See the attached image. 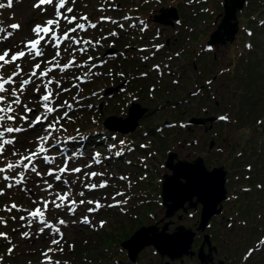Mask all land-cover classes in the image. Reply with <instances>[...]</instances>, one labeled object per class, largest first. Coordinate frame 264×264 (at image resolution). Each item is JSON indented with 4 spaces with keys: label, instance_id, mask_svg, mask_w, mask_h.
I'll return each mask as SVG.
<instances>
[{
    "label": "rangeland",
    "instance_id": "obj_1",
    "mask_svg": "<svg viewBox=\"0 0 264 264\" xmlns=\"http://www.w3.org/2000/svg\"><path fill=\"white\" fill-rule=\"evenodd\" d=\"M120 1L123 0H76L75 4L69 2L68 6L73 7V13L69 15H75L78 21L81 15H86L92 23L98 25L97 29H89L87 35L84 33H79V35L85 37L93 32L96 36L100 34V37H102L106 31L112 29L118 34V37H121L124 27L129 24L135 27L136 20L134 17L131 20L129 19V22L119 20L123 14L118 11L116 5ZM37 2L38 0H12L9 7V0H0V4L5 5V7H0V28L5 30L0 32V37L8 36V33H12L7 40L3 41L2 47L10 48L12 52L22 48L24 42L32 38L31 29L37 24L42 25L47 18L53 16V9L50 6H42L47 8L46 13L33 7ZM144 2L148 3L143 5ZM123 3L126 6L132 4L134 7H142L141 12H144L149 18H152L153 13L159 11L161 7H167L169 4H173V7L180 14L178 22L171 26L162 24L160 26V24L149 20V26L144 34L154 38L155 42H165L162 48L163 51L161 53L159 51L155 52V55L147 61V73L143 77L147 87L143 86V88L148 89L150 83H159L160 88L165 87V84L168 85L172 81V76L166 72V68L179 65L180 79L182 81H190L187 83L183 81L186 89L193 87L194 82L191 80L194 77L197 81V86L199 83L211 80L214 95L208 100L204 99V94L202 96L196 95V97L191 99V104L182 103L179 106L166 109L161 108L160 105L157 108L158 113L146 112L139 120L144 124L143 126H146V123L152 125L156 121L162 123L164 118L169 123L174 122V124L170 126L168 123L162 129L154 127L155 134L148 129L149 133L139 136V139H134L133 142H136L137 146L133 148L132 155H130L129 150L126 155V157L132 156V161H130V158H111L107 147L108 141L105 143L101 141L97 144L94 139L90 145L87 142L84 143L82 145L84 150L82 153L84 155L81 157L79 156L80 153H78L77 158L70 162L71 166L83 168L84 164L89 162L92 154L99 152L101 153L102 164H93L91 169L84 170L103 171L104 176L88 180L81 174L75 175H81V180L85 183L95 182L99 184L101 181L106 180L107 187L89 191L83 187V184L78 182L77 185L73 186L74 191L75 193L84 191L85 196L75 195L72 197L77 200L75 213H69L66 209H53L51 215H46V219L50 224L60 228L63 233L62 239L54 232L49 235L48 230L37 234L40 226L35 228V225H33L31 229L20 227L21 224L25 223L18 219L22 213L0 211V217L7 221L6 225L0 224V233H7L9 238L7 240L0 238L1 263L42 264V261H44L47 264L43 253L48 252V249L52 248L53 251L48 252L52 264H55V262H59V264H128V262H125L127 261L126 248L121 245V242L129 238L139 227L155 224L160 229L164 222H169L167 228L169 231L173 230L174 226L179 223L194 228L195 216L178 217L175 212L174 215L168 218L164 214L165 206L161 204L162 198L160 195L161 179H163L162 175L164 173L170 172L163 161L169 154V150L175 152L177 158L186 160H192L198 155L203 157L204 155V162L207 165L212 163H223L225 165L229 163L232 165V162L229 161L236 151L241 150L240 159L234 163V168H232L230 173V177H232L230 178L231 183L234 184L230 187V194L231 192H240L238 187L241 182V184L250 183L253 186L252 190H255L253 194L255 201L258 202L256 199L261 197L259 204L256 205L258 212L256 213L251 207L249 209V205H247L246 211L253 214L254 220H249L248 223L245 218L247 224L245 223L246 225L242 227L232 225L234 226L233 230L231 229L232 226H227L224 221L218 226L221 229L228 230L227 234L229 236L226 242L231 243L230 241L232 240L236 245L242 240L240 233L243 235L244 231L245 234H251V230H254L256 233L253 237L254 239L249 241L248 238H252V236H246L243 242H247L244 243L242 250H249L248 247L256 240L260 243V246L252 252L248 259H251V264H264V117L257 130H255V122H253L256 117L262 116V109L264 110V0H244L242 7L236 11L237 30L233 40L213 43L206 48H204V44L207 43L211 31L216 28V24L221 20L224 13V0H157L156 4L152 0H126ZM145 7L147 11L144 9ZM101 8L103 11L100 10ZM125 12L126 10L123 11V13ZM102 16L116 19L118 23L113 27L111 22H102L100 20ZM120 24H123L124 27L121 28ZM11 25H19L20 27L19 29H13ZM156 32H160L161 35L159 37L156 36ZM137 38L140 39V35ZM101 41L103 42L104 39H101ZM153 42L150 41L148 47L143 51L136 50L137 48L131 49L125 53L120 52L119 56L126 55L130 67L135 69L145 59L140 57L139 53H143V55L147 53L148 55L149 50H152ZM139 44L140 42L134 43L133 46L137 47ZM54 51L48 46L45 49L46 57L50 59ZM80 58H82V54H77V60ZM191 61L196 62V71L192 70ZM124 63H127V61L125 60ZM153 63H158V70L153 68ZM27 65V60L21 63V67L25 71L29 70ZM14 70V65L6 66L5 70L0 72V75L6 78ZM86 70L87 66L84 68V71ZM174 76L178 78L177 74ZM107 81L108 78L104 76L103 82ZM67 84L66 80H64L65 87ZM82 84L83 82L76 84L78 87H72L69 84L71 91L63 93L59 98V101L67 100L73 105V109L69 112L72 119L70 121L62 120L61 123L67 128V132L64 133L65 137L69 135L76 136V140L81 139V136L78 135L93 132L94 127L98 125V123H95L97 120H94L96 118L95 115H98V113L94 112L92 107H89L90 101L94 99L93 93L88 98L86 97L87 94L93 91L94 82L90 79L86 85ZM148 90L143 91L144 94ZM155 90L156 88L153 90L156 96ZM164 92L167 93V90ZM180 93L182 94V92ZM67 94L68 96H66ZM168 94L167 97L172 98L171 93ZM174 94L177 95L178 92L174 91ZM128 95L126 93L125 97ZM73 97L76 99L74 100ZM241 97L247 99L246 105L245 103L240 105ZM117 98L121 100L120 97ZM222 98L224 99L223 101H221ZM142 99L146 105H156V100H163L161 97L157 99V97L149 98L144 95ZM214 100L217 103L220 102V108L216 107ZM112 101L107 99L105 101L107 104L100 107L99 119L108 117L113 110L121 111V102L117 108V106H112ZM146 105L144 106L148 107ZM241 108L243 115L246 114V118L251 120L249 128L254 132L250 144H245L244 147L240 145V140L238 139L240 137V128L236 126L214 123L210 130L214 135L215 145L219 144L224 149L225 152L222 151L224 155L216 151L212 155L207 154L206 148L210 134L205 133L201 128L195 127L191 129L187 125L179 124V121L185 122L195 114L204 116L225 111L229 112V121H240L235 119L240 117ZM248 108L249 110H247ZM180 110H183V113H180ZM105 115L107 116L105 117ZM109 122L111 121L108 120ZM76 130H79V134H77ZM144 130H147L146 127ZM43 134L39 126H36L35 129H28L23 133L15 134L18 138V143L15 146L16 150L26 155V150L30 147L31 150H34L36 137ZM161 139L164 140L161 141ZM194 139L196 143H192ZM147 143H149V146ZM147 149L149 150L148 154L146 153ZM150 153H152V157H150ZM67 154L70 153L68 152ZM7 159L14 161L16 158L9 155ZM60 159L57 158V164H59ZM6 162L0 163V167H3ZM248 164H250V167H248ZM38 170H41L40 166H38ZM121 177L125 179H121ZM39 181H41L40 177L35 176V174H29L25 185L8 189L5 186L6 182L0 180V190L5 193V195L0 196V209L7 207L11 203L29 207L32 200H39L41 197L46 198L47 195L41 191L42 182L37 184ZM11 182L8 181L7 183ZM49 182L53 183V190L59 191L61 187L59 182L52 178ZM258 183H261V185L258 186ZM19 187H24L27 191H21ZM244 189L246 191L244 193L247 194L251 187L244 185ZM117 193H122V195H117ZM248 196L247 199L250 200L252 197L248 198ZM81 199L99 202L102 207L89 212V208H95V203L79 204ZM117 201L122 203L117 204ZM108 205L114 206L109 207ZM232 205L233 201L228 202L226 214L233 216V208L237 206V203L233 207ZM12 215H16L17 219L12 220ZM85 216H87L89 223L82 222ZM60 219L65 221L64 225L58 223ZM101 222H103V226H101ZM13 229L16 230L13 231ZM23 231H30L32 235L28 238H23L21 236ZM52 239L60 240V244H52ZM216 240L223 247L225 241H222L221 237H216ZM199 241L200 238L195 239L192 247ZM10 247L13 248L11 254L8 253V248ZM60 248L63 251H60ZM241 251L239 250L238 254ZM137 255H139L137 257L139 264H165V259L161 258L153 246H146L142 251H138ZM248 259L246 261L250 263ZM97 261L98 263H96Z\"/></svg>",
    "mask_w": 264,
    "mask_h": 264
},
{
    "label": "snow or ice",
    "instance_id": "obj_2",
    "mask_svg": "<svg viewBox=\"0 0 264 264\" xmlns=\"http://www.w3.org/2000/svg\"><path fill=\"white\" fill-rule=\"evenodd\" d=\"M69 2L75 4L76 0H38L33 7L46 13L47 8L42 6H50L53 9V16L47 18L42 25H35L31 29L32 38L24 42L23 47L18 48L15 52H12L10 48L2 47L3 41L7 40L12 33H8V36L0 37V48H2L0 50V72H3L6 66L14 65L15 67V70L6 78L0 75V163L7 161L3 167H0V180L6 182L5 186L8 189H12L25 185L28 175L35 174V176L41 178L43 184L41 191L47 196L53 197L51 200L45 197H41L39 200H32L29 207L11 203L7 207L0 209V211L22 213L18 219L25 223L21 224L20 227L31 229L34 224H39L41 226L38 228L37 234L44 233L45 229H48L59 235L61 239L63 238V233L60 228L50 224L46 219V215H51L53 209H66L69 213H75L77 200L72 197L75 195L85 196L84 191L75 193L73 186L77 185L78 182L83 184V187L89 191L107 187L106 180L101 181L99 184L95 182L85 183L81 180V175L88 180L104 176L103 171L84 170L91 169L93 164H102L101 153L92 154L89 162L84 164L83 168L72 167L70 162L77 158V154L75 152L66 154L67 150L60 147L62 143H67L77 138L71 135L67 137L60 135L67 132V128L61 121H70L72 117L69 112L73 109V105L67 100L59 101L63 93L71 91L70 88L64 86V78L70 76L74 80L82 81L88 75V72H91V69L97 67V65L95 63L91 64V67L84 72L83 76L78 75L77 71L73 70L83 69L86 64L78 62L77 54L86 55L89 47L101 46L100 40L84 39L83 36L79 35V33L87 35L89 29H97L98 25L92 23L86 15H81L79 21L75 15H69L73 13V7L68 6ZM11 3L12 0H9V7ZM0 7H5V5L0 4ZM100 10L103 11L102 8ZM124 19H130V17H124ZM100 20L113 24L118 23V21L108 16H102ZM65 24L69 27L65 28ZM141 24H143V21H141ZM11 27L19 29L20 26L11 25ZM120 27L123 28L124 25L120 24ZM141 30L143 31V29ZM4 31L3 28H0V32ZM117 35L114 31L108 33V36L115 37ZM107 38V36L101 37V39ZM48 46L55 50L50 59L46 57L45 52ZM156 47L159 48L161 46ZM93 59L92 56H87V61L90 62ZM25 60L28 61V71L21 67V63ZM154 67L157 70L159 69L158 65ZM72 87H78V85L72 84ZM73 99L75 100L76 98L73 97ZM219 119L226 121L228 117L221 116ZM21 122L23 123L21 124ZM36 126H39L44 134L36 137L34 150H31L30 147L26 150V155L20 153L15 147L18 143V138L15 134L23 133L28 129H35ZM76 131L79 134V130ZM124 143V141H119L120 145H124ZM107 147L111 150L116 145L112 144ZM61 154H66V158ZM115 154L119 156L121 153L117 151ZM9 155L16 159L14 161L8 160L7 157ZM83 155V153L79 154L81 157ZM57 156H61L59 164H57ZM38 166L42 167L43 171L38 170ZM45 177L59 182L61 185L59 191L53 190V183L49 182ZM121 179L125 178L121 177ZM8 181L12 182L7 183ZM19 190L27 191L24 187H19ZM3 195L5 193L0 190V196ZM117 195H122V193H117ZM85 203H95V208H89V212L102 207L99 202L93 200H79V204ZM119 203L122 202L117 201V204ZM11 219L16 220L17 216L12 215ZM82 222L89 223L87 216L83 218ZM6 223L7 221L0 217V224L6 225ZM58 223L64 225L65 221L60 219ZM101 226H103V222H101ZM15 230L13 229V231ZM31 235L30 231L21 232L23 238H28ZM0 238L9 239L7 233H0ZM51 243L59 245L60 240L52 239ZM59 250L63 251L62 248ZM12 251L13 248H8L9 254ZM51 251L53 249L49 248L48 252ZM253 251L254 249H250L247 255L250 256ZM48 252H44L43 255L47 264H52ZM42 264H45V262L42 261ZM55 264H59V262H55Z\"/></svg>",
    "mask_w": 264,
    "mask_h": 264
},
{
    "label": "flooded vegetation",
    "instance_id": "obj_3",
    "mask_svg": "<svg viewBox=\"0 0 264 264\" xmlns=\"http://www.w3.org/2000/svg\"><path fill=\"white\" fill-rule=\"evenodd\" d=\"M120 1V3H118L116 5V7H118V11L121 12L122 17H120L119 20H126L127 22H129L133 17L135 18V27H132V25H127L126 27H124V32L122 33L123 35L121 37L118 36H108L109 32H113L112 29H109L108 31H106L103 36H107V39H104V41H101V37L100 34L99 36H96L95 34H93V32L89 35V36H85L84 39H92V40H100V45L101 46H96L95 48L89 47L88 49V53L86 55L82 54V58H80L78 60V62H84L87 66V70L88 68L91 67V64L95 63L97 65V67L92 68L91 72H88V75L86 77L83 78L82 81H77L74 80L73 78H71L70 76L64 78V80H66V82L68 83L66 87L70 88L71 86L69 84H78L79 82L83 84L82 85H86L88 83V81L91 79L94 82V85L92 86L93 91L90 92L89 94L86 95V97L88 98V96L91 95V93H93V97L94 99L90 101L89 106L92 107L94 112H97L98 115L101 113V106H104L105 104H107V99H110L112 101V106H117L118 108V104L120 103V105H122L121 111H112L109 113V116L106 117L107 115H105L106 118H100V115H95V119L97 120L95 123H98V125L96 127H94L95 129H93V139H95V142L98 144L101 141H103V143H105L106 141L109 142L108 145H112L115 144L116 147L109 150L110 154H111V158L114 159H128L130 158V161H132V156L131 157H126L127 155V151H130V155H132V151L133 148L135 146H137L136 142H133L134 139L136 138H140L139 136H142L144 134H146L148 132V129L150 132H152L153 134H155L156 132L154 131V127H156V129H162L163 126H165L166 124H168V120L167 119H163L162 123H158L159 121H156L155 123H153L152 125H149V123H146V126H143L144 124L141 123L139 120L141 119V117L149 112H153V113H158V106L161 105V108H168V107H175V106H179L182 103H189L191 104V99L193 97H196V95H200L202 96L204 94V99L208 100L209 98L213 97L214 92L212 90V84L211 80H207L204 83H199V85L197 86V81L194 77L193 81L194 85L192 88L186 89V86H184V82L187 83L188 81H182L180 79L181 77V73H180V66H174V67H169L166 68V72L172 76V81L171 83L169 82L168 85L165 84V87L160 88V84L159 83H153V84H149L148 85V89H155L156 88V93L157 95L155 96V93L153 90H148L147 88H143L147 87V83L144 82L143 77L144 75L147 73L146 72V67H147V61L150 60V58H152L155 55V52L159 51V53H161L162 48L164 47V42L165 41H161V42H155L154 38H150L148 36H146L144 33L146 31V29L148 28L149 24V20L155 23H158L162 25H175L178 22V19L180 17L179 11L176 10V18L171 17V15L168 16V18L170 19V22L164 23L163 21L160 20L159 14H160V9L159 11H156L153 13L152 18L148 17L145 15L144 12H141L142 7H134L132 4H130L129 6H126L123 2ZM155 2L157 0H152ZM151 2V1H150ZM145 3L148 2H144L143 5H145ZM122 4V5H121ZM142 5V6H143ZM170 6H174L173 4H169L167 7ZM161 8H165V7H161ZM132 9H134V11H132ZM146 10V7L144 8ZM126 10L125 13H123V11ZM147 11V10H146ZM113 12V11H112ZM111 14V13H110ZM124 17H130L129 19H124ZM116 20V19H113ZM141 21H143V24H141ZM113 27L116 26V24H113ZM69 27L68 25L65 24V28ZM143 29V31L141 30ZM140 35V39L137 38V36ZM156 36H160V32H156L155 33ZM102 36V37H103ZM154 41L152 43V50H149V53L147 55V53H145V55H143V53H139L140 57H147V59H143L141 61L142 64H139L135 69H132L130 67V64L128 63V58L127 56H119L120 52L125 53L128 50L131 49H136V50H141V49H145L146 47H148V44L150 41ZM168 40V39H167ZM138 43L140 42L139 46H133L134 43ZM212 44H209L208 42L204 44V48H206L207 46H211ZM156 46H161L159 48H157ZM90 55L92 56L94 59L93 61H87V56ZM125 57V59H124ZM125 60L127 61V63H124ZM103 62V63H101ZM152 63V62H151ZM192 63V70L196 71V62L195 61H191ZM153 66H157L158 63H153ZM169 65V64H168ZM168 67V66H167ZM155 68V67H153ZM76 71V70H75ZM84 68L83 69H79L77 70V74L83 76L84 72ZM175 74H177L178 78H175ZM106 76L108 78L107 82H103V77ZM192 78V77H189ZM71 81V82H70ZM190 82V81H189ZM167 86V87H166ZM154 87V88H153ZM148 90V92H146L144 94L143 91ZM167 90V93H165L164 91ZM205 90V92H204ZM171 91V92H169ZM175 92H178V94H174ZM88 92V90H87ZM182 92V94L180 93ZM129 94L127 97H125V94ZM164 93V94H163ZM171 93L172 98L167 97L169 94ZM29 95H31V93H29ZM143 95L149 98H154V97H161L163 98L162 101H158L156 100V105H146L145 103H143ZM68 96V94L66 95ZM65 96V97H66ZM117 97H120V99H118ZM105 98V100H104ZM107 98V99H106ZM240 105L242 103H245V105L247 104V99L244 98H240ZM224 99L222 98L221 101H223ZM84 101V100H83ZM69 102V101H68ZM85 103V102H84ZM214 103L216 104V107L220 108V102L217 103L216 100H214ZM117 104V105H116ZM148 106L145 107L144 105ZM193 104V103H192ZM81 105V104H79ZM125 105V106H124ZM31 106V105H30ZM223 108H225L223 106ZM129 109L132 110V115H137V118L135 119L136 122L134 123H127V124H123L122 120L126 119L128 114H129ZM195 109V107H194ZM249 110V108L247 109ZM131 112V111H130ZM180 113H183V110H180ZM179 113V115H180ZM245 114V113H244ZM206 116H214L213 119L210 120H206L204 123H196V122H191L189 119H191L192 117H206ZM221 116H227L228 119L225 120H220L219 117ZM239 118L236 117L235 120H240V121H229V112L225 111V112H216V114L214 115H209L206 114L204 116L202 115H193L191 116L187 121H179L180 125H187L188 128H201L205 133L210 134V138L209 141L207 143V148H206V152L207 154H213L214 151H216L217 153H222V155H224V149L221 148V146L219 144L215 145V139H214V135L213 133H211V129L214 125V123H224V124H228L231 125L232 127L236 126L238 128H240V137H238V139L240 140V145H242L244 147L245 144H250L251 143V139H252V135L254 134L253 130L251 128H249V123L251 122V120H248L249 118H246L247 115H243L242 112V108L240 109V114H239ZM264 117V110L262 109V116L261 117H256L255 120H253V122H255L254 126H255V130H257L262 122V118ZM109 118V119H108ZM99 119V120H98ZM111 121V119L114 120L113 122H109L108 120ZM154 122V121H153ZM111 123V124H110ZM245 123V124H244ZM264 123V122H263ZM130 124V126H128ZM174 122H170L169 125H173ZM192 124V125H191ZM110 125V126H109ZM112 125V126H111ZM132 126V127H131ZM131 127V128H129ZM146 127L147 130H144V128ZM129 128V129H128ZM149 133V132H148ZM60 135H64V133H61ZM86 134H83L81 139H78L77 142L75 143H62L60 145L61 148H65L68 149L67 153L71 151V153L75 152L76 154L81 153L82 152V145H84V140L82 139ZM115 137V139H113ZM97 138V139H96ZM164 139H161V141H163ZM119 141H124V145H120ZM192 143H196V140L194 139L192 141ZM149 146V143H147ZM147 146V147H148ZM117 151H120V155L117 156L115 153ZM224 151V152H222ZM241 150H238L235 152V154L232 156L231 160L229 162H232V165H230L229 163H227L226 165L223 163H219V164H209L207 165L204 162V155L203 157L201 155H198L197 157H202L203 163L205 164V166L207 167V169H211L214 166H219L221 165L225 171V175H224V187H225V197L222 198V200L220 202L217 203L216 207H220L219 211L213 213L210 215V217L208 218L206 225L204 227V229H198L196 230L194 236H193V241L195 239H199L200 241L198 243H196L194 245V247H192L191 244V248H189V250H191V252H187V253H183L181 256H177V257H173L171 258L169 255L166 254H160L155 247L152 244H148L145 245L141 251L146 247V246H153L154 250L159 253V255L161 256V258L165 259V264H251V259L249 258L248 252L250 249H254L256 250L259 246L260 243L257 242L256 240L254 241V243L252 245H250L248 248L249 250L243 249L242 247L244 246V243L247 242H243L245 237H250L252 236V238H248L249 241L251 239H254L253 237L256 235L254 230H251V234H245L243 231V235L240 233V238H242V240H240V243L238 245H236L232 240L230 241L231 243L226 242L227 238H228V234L227 231L228 230H224L221 229L218 225H220V223H222L223 221L226 222L227 226H245L246 220L247 222L249 220H254L253 218V214L249 213L248 211H246V207L247 205H249V209L253 208L254 211L257 213L258 212V208L256 207V205L259 204V201L261 200V197H258L256 200L258 202L255 201V198L253 196L254 191L253 186L249 183V184H241L239 185L238 189H240L239 193H234L231 192L230 194V187L233 186L234 184L231 183V179L232 177H230V173L232 171V168H234V163L240 159L241 156ZM66 153V154H67ZM146 153H149V150L147 149ZM168 153H175V152H171L169 150ZM55 154V153H53ZM66 154H61L62 156L66 157ZM146 154V155H147ZM176 154V153H175ZM206 154V153H205ZM169 155V154H168ZM168 155L166 156V158L168 157ZM126 157V158H125ZM147 157V156H146ZM150 157H152V153H150ZM57 158H61V156H57ZM166 158L163 160L164 161V165L165 164V160ZM196 158V157H195ZM195 158H193L192 160H188V161H193ZM177 159H181V158H177L176 156L173 159V162H175ZM186 160V159H185ZM231 166V167H230ZM43 167H47V166H43ZM167 167V166H166ZM248 167H250V164H248ZM168 168V167H167ZM248 169V168H247ZM41 170H43V168L41 167ZM168 170L170 172H166L164 174H169L171 173V169L168 168ZM46 179L50 180L51 178L45 177ZM163 178V175H162ZM163 179H161L162 181ZM52 183V182H51ZM245 183V182H244ZM37 184H41V181H39ZM244 185H248L249 188L251 187V190L245 194L244 191ZM261 183H258V186H260ZM162 186V183H161ZM161 195V192H160ZM247 195L248 198L251 196L252 198H250V200L247 199ZM47 199L51 200L53 199V197H49L46 196ZM162 198V196H161ZM196 196L194 195L192 197V200L195 201ZM233 201V206H235V204L237 203V206L233 208L234 211V215H228L227 213V205L228 202ZM161 204L162 201H161ZM246 204V205H245ZM164 205V204H163ZM184 205L186 206V209H183L182 207H178L176 210L173 211L172 214H170L169 216H167L168 218L172 215H174V213L176 212L178 217H182V216H195V225L194 228L197 226L198 222H199V216H200V211L202 208V202L197 201L195 205H191V206H187L188 205V201L184 202ZM165 206V205H164ZM251 207V208H250ZM165 214V211H164ZM250 216V217H248ZM243 217V218H241ZM246 218V220H245ZM50 223V222H49ZM169 224V222H167ZM246 223V224H245ZM249 223V222H248ZM180 224V223H179ZM35 228H38L39 224H34ZM155 225V224H154ZM163 225V224H162ZM174 226V225H173ZM186 226V225H185ZM212 226V227H211ZM231 227V229L233 230V227ZM168 228V227H167ZM48 230V229H45ZM36 231V230H35ZM171 231V230H170ZM233 232V231H231ZM49 235L52 233L50 230H48ZM204 234H208L207 239H204ZM216 237H221L222 241H225V243H223V247L217 242ZM242 242V243H241ZM202 245V250L203 253L201 254V256L198 254V248ZM196 246V247H195ZM239 250L242 252H239ZM140 252V250H139ZM126 256H127V261L128 264H139L138 262V256L136 254V257L134 260L129 259V256L127 255V250L125 252ZM165 256V257H164ZM249 260L250 263H247L246 260Z\"/></svg>",
    "mask_w": 264,
    "mask_h": 264
},
{
    "label": "water",
    "instance_id": "obj_4",
    "mask_svg": "<svg viewBox=\"0 0 264 264\" xmlns=\"http://www.w3.org/2000/svg\"><path fill=\"white\" fill-rule=\"evenodd\" d=\"M243 3L244 0H224V13L221 20L216 24V28L209 35L207 41L209 44L233 40L237 30L236 11L242 7ZM169 15L176 18L175 7L160 8L159 17L161 21L164 23L170 22ZM136 118L137 115H132V110L129 109L127 118L123 119L122 122L123 124H131L136 122ZM213 118L214 116L192 117L189 120L191 122L204 123L206 120ZM111 122L114 123V120L111 119ZM175 156V153H169L165 160L166 166L171 169V173L163 174L161 186L165 216L172 214L178 207L186 209L184 205L185 201H188L187 206L195 205L197 201H200L202 202V208L199 222L195 229L180 223L175 225L173 230L169 231L167 230V222H164L160 229L154 224L139 227L129 238L121 242L131 260H134L138 251L148 244H152L160 254L169 255L171 258L191 252L189 248L191 247L196 230L204 229L210 215L220 209L216 205L225 197V171L223 167L219 165L207 169L200 156L196 157L193 161L177 159L173 162ZM194 195L196 196L195 201L192 200ZM207 236L208 234H204L205 240H208ZM202 253L201 245L198 248V254L201 256ZM0 264H2L1 261Z\"/></svg>",
    "mask_w": 264,
    "mask_h": 264
},
{
    "label": "trees",
    "instance_id": "obj_5",
    "mask_svg": "<svg viewBox=\"0 0 264 264\" xmlns=\"http://www.w3.org/2000/svg\"><path fill=\"white\" fill-rule=\"evenodd\" d=\"M86 137H84L83 139H84V142L86 143L87 142V144L89 145V144H91V141L93 142V132L91 131V132H88L86 135H85ZM86 138V139H85ZM95 141V140H94ZM75 142H77V140L75 139V140H73V141H70V143H75ZM96 263H98V261L96 262ZM95 264V263H94Z\"/></svg>",
    "mask_w": 264,
    "mask_h": 264
}]
</instances>
